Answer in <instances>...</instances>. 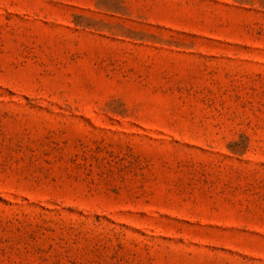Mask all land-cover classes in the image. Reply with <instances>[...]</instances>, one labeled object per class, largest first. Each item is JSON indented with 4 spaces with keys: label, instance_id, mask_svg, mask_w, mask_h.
Wrapping results in <instances>:
<instances>
[{
    "label": "rangeland",
    "instance_id": "obj_1",
    "mask_svg": "<svg viewBox=\"0 0 264 264\" xmlns=\"http://www.w3.org/2000/svg\"><path fill=\"white\" fill-rule=\"evenodd\" d=\"M0 264H264V0H0Z\"/></svg>",
    "mask_w": 264,
    "mask_h": 264
}]
</instances>
